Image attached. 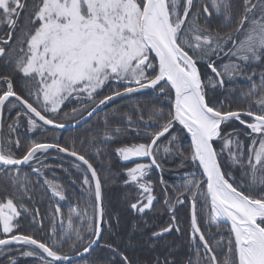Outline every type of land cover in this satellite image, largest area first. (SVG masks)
<instances>
[{
    "label": "snow or ice",
    "instance_id": "1",
    "mask_svg": "<svg viewBox=\"0 0 264 264\" xmlns=\"http://www.w3.org/2000/svg\"><path fill=\"white\" fill-rule=\"evenodd\" d=\"M193 5L194 0H32L31 4L28 0H0V23L7 25L6 33L0 35V63L11 65L27 87L26 95L19 94L13 87L12 77L0 75V81L6 85L0 92V180L6 179L22 197L27 195L29 181L27 177L21 180L18 166L40 162L44 154L55 150L86 166L90 178L83 175L82 183L89 186L93 200V213L86 222L80 220L81 226L76 227L69 215L65 227V218L61 216L56 222L63 235L57 233L54 222L49 237L51 242H48L14 231V221L21 209L25 212L27 209L13 198H7L0 202V223L6 234L0 237V253L10 251L14 245H27L31 250L24 251L23 255L35 257L41 264H75L71 252L83 256L94 250V245L99 246L96 242L100 240V225L104 220L101 177L84 154L74 147L43 141L28 145L21 156L5 150L6 144L20 146L19 139L11 138L20 116L26 118L30 130L42 126L60 129L65 124L56 116L61 114L70 98L80 101V116L91 117L115 97L151 88L167 93L174 111L158 110L149 116L157 122V128L148 143L117 149L124 161L134 157L150 160V163L137 162L127 170L129 181L142 193L131 208L138 213L153 208L155 196L144 177L153 166L161 167L156 155L164 144L161 137L169 134L166 139L171 144L177 139L171 130L180 125L191 137L189 158L198 162L206 180H190L179 191L176 203L182 204L185 199L190 202L191 239L202 245L206 264H218L211 240H217V247H220L225 238H206L198 222V196L203 198L201 214L207 206V221L215 225L217 231L222 226L228 228L229 236L223 245L227 255L223 264H264V75L260 77L261 86L250 90L248 107L243 110L222 111L210 106L207 99L208 89L222 87L225 76L243 75L250 62L264 61V0H243V11L235 25L223 34H213L207 27H201L198 16L190 17ZM200 7L208 16L213 15L211 8L216 15L229 21L235 15L231 0H210V4ZM21 13L26 16V26L18 30ZM14 33H17L15 39ZM221 53L234 58L222 70L211 59ZM200 63H207L215 78L202 79ZM121 83L123 91L113 88L114 84ZM106 86L110 90H105ZM6 106L9 110L18 109L16 120L7 125V139L3 135ZM72 111L75 115L77 110ZM232 120L249 129L246 134L252 136L246 149L236 137L235 151H229L233 163L246 166L251 191L230 182V175L221 169L220 153L214 147L216 140L222 142L221 152L233 145V139L223 135L221 127ZM110 138L105 133V139ZM163 150L168 153L170 148ZM33 171L40 173L41 169L34 166ZM45 182L53 196L65 199L59 185ZM201 182L206 190L201 189ZM165 203L168 204L167 199ZM169 211H175L172 205ZM56 212H60L59 207ZM84 215L87 217L86 211ZM175 221L173 215L169 225L154 232L153 236L162 237L173 230L179 233L181 229ZM85 231L91 236L86 238ZM65 247L69 251H65ZM112 251L115 253L116 249ZM122 259L124 264H131L127 256ZM11 264H15V260ZM164 264H169L167 258Z\"/></svg>",
    "mask_w": 264,
    "mask_h": 264
},
{
    "label": "trees",
    "instance_id": "2",
    "mask_svg": "<svg viewBox=\"0 0 264 264\" xmlns=\"http://www.w3.org/2000/svg\"><path fill=\"white\" fill-rule=\"evenodd\" d=\"M32 0H28L31 4ZM210 0H194L193 12L199 17L198 23L201 27H207L213 34L230 30L236 23L237 18L243 11V0H231L234 13L232 20L215 14L208 16L205 14L201 5ZM26 26V16L21 13L17 23V29ZM6 27L0 30V35L5 34ZM17 33L13 34L15 39ZM227 47V46H225ZM212 56L211 59L216 66L221 65L226 58ZM206 69L207 63H200ZM201 67V66H200ZM220 69V68H219ZM255 73V75H252ZM8 74L13 79L14 89L22 95H26L27 87L25 80L20 74L16 73L11 65L0 63V75ZM264 75V61L250 62L244 69V74H236V83L228 85L225 77L226 89L220 86L209 88L207 99L210 106L222 111L243 110L248 107V94L255 86H261L260 77ZM251 76V79L248 77ZM6 87L4 82L0 83V92ZM119 87L123 91V84L113 85V88ZM230 88V89H228ZM107 89V86L105 87ZM73 109H76L73 115ZM82 110L80 101L70 98L65 102L61 109V114L56 119L64 124L72 123L82 118L79 113ZM158 110L164 113L173 111V103L168 98L167 93L159 94L157 91L142 94L131 95L119 99L110 104L104 111L94 116L85 125L70 131H56L45 127H37L34 131L30 130L26 118L21 115L15 132L11 138L19 139L20 146L6 144L5 150H11L14 155L21 156L25 148L33 142H55L62 146L75 148L81 152L96 168L97 174L101 177L103 199L105 207V226L102 240L98 248L87 258L76 262L75 264H124L122 256H127L131 264H164L167 258L169 264H206V253L200 242L191 239V216L190 202L185 199L184 203H176V197L181 189H184L190 180H205L202 176V169L198 167V162L194 163L190 157V143L186 140L184 130L177 125L171 130L172 134L177 136L175 141L168 144L170 151L163 152L162 147L157 151V161L161 165V173H157L153 168L144 180L149 182L152 188V195L155 196L153 208L144 213H138L131 208V204L137 202L138 197L142 196L140 189L131 183L127 177V170L134 166L131 162H124L117 152L120 147H130L140 143H148L151 134L157 128V122L150 120L149 116ZM18 109L9 110L6 106L3 121L5 129L3 135L8 138L7 125L16 120ZM68 115L64 116L63 113ZM144 119L141 120L140 117ZM130 118V119H129ZM162 123V122H161ZM231 133L230 139H233V145L220 154L218 159L221 169L230 175V182L234 186L242 188L245 191H251L248 184H244L245 167L238 163H233L229 157L230 149H235V138L245 146L249 145L252 136L246 133L250 132L237 121L227 122ZM107 124V126H106ZM120 129L119 132L116 129ZM105 133L111 138L105 139ZM166 135L161 141L167 142ZM158 142V144L161 143ZM163 146V144H162ZM183 153V156L181 155ZM72 160L55 152H49L41 157L40 162L33 161L26 168L21 169L20 176L23 181L27 177L29 181L27 195L21 196L16 187L11 185L6 179L0 180V202L7 198H13L18 205H23L27 211L21 209V214L16 218L14 231L18 234L32 235L41 240L51 242L50 232L54 222L61 216L66 219L69 215L73 218L76 227H80V220L87 221L93 213V200L88 190L89 186L82 183L83 175L87 174L85 169ZM39 167L40 173L33 171V167ZM90 178V176H89ZM45 181H51L59 185L65 195L64 200L53 196L49 185ZM246 183V182H245ZM201 189L206 190V185L201 182ZM258 190V189H257ZM23 191V187L21 188ZM168 200V204L165 200ZM183 199V197H181ZM203 198L197 197L198 222L201 230L205 231L206 238L220 237L225 238L217 247V240H211L213 247L217 252L218 264H223V259L227 255V250L223 246L229 236L228 228L222 226L218 231L215 225L207 221V206L201 214V205ZM169 205H172L175 211H169ZM59 207L60 212H56ZM38 210V212H37ZM87 212V217L84 213ZM79 214V219L77 215ZM175 215V223L179 225L181 231L177 233L173 230L165 233L162 237L153 236L154 232H159L171 222V217ZM57 233L63 235V231L58 222L55 223ZM85 237L91 236V233L85 231ZM0 237H3L0 234ZM116 249L114 253L112 248ZM31 250L28 246H12L11 252L0 256V264H41L35 257L23 255L24 251ZM69 251L67 247L64 249ZM82 251V248H80ZM77 252H71L75 255Z\"/></svg>",
    "mask_w": 264,
    "mask_h": 264
},
{
    "label": "water",
    "instance_id": "3",
    "mask_svg": "<svg viewBox=\"0 0 264 264\" xmlns=\"http://www.w3.org/2000/svg\"><path fill=\"white\" fill-rule=\"evenodd\" d=\"M214 74V73H213ZM215 75V74H214ZM2 81H0L1 83ZM224 86V85H223ZM222 86V87H223ZM153 91H156L154 89H141L137 92H134V93H125L121 96H118V97H115L113 100L109 101L106 105H103L101 106V108L97 109V111L95 113H93V115L91 117H88L87 115L83 116L82 118L78 119L77 121L75 122H72V123H68V124H65V127L64 128H60V129H56V128H53L52 126H43L47 129H50V130H56V131H70V130H74V129H77L83 125H85L86 123H88L94 116H96L97 114H99L101 111H103L108 105H110L111 103L119 100V99H122V98H125V97H128V96H131V95H135V94H142V93H147V92H153ZM159 94H163V93H160ZM173 111H174V106H173ZM245 119H248L247 117H245ZM232 121H235V120H232ZM238 122V121H237ZM40 124H42V122H39ZM180 126V125H179ZM223 126V124H222ZM221 126V127H222ZM182 128V126H180ZM184 132L189 136V141L191 142V137L190 135L187 133L186 130H184ZM168 135V134H166ZM164 137H161V139H163ZM217 141V140H216ZM214 141V143L216 142ZM159 142V141H158ZM157 142V143H158ZM49 152H55L57 153L55 150H49ZM70 160H72L73 162L77 163L78 165H80L81 167H83L85 170H86V166H84L82 164V162L80 161H76L74 157H71V156H68L66 153H58ZM148 161L150 163V160L149 158L147 157H143V158H136V159H133L132 161L130 162H140V161ZM28 165H21V166H18L20 169H23V168H26ZM153 169L157 172V173H161V168H156L155 166H153ZM203 171V170H202ZM89 176H90V173H88ZM205 180H206V177H205ZM102 206L104 208V220H103V223L100 225L101 227V233H100V240H98L96 243L97 245H100L101 243V240H102V236H103V232H104V226H105V207H104V199H103V190H102ZM190 216H191V208H190ZM0 232H1V235L2 236H5L6 234L3 233L2 231V223H0ZM14 246H27V245H14ZM30 247V246H28ZM98 247L94 245V250L92 251H89L87 253H84L83 256L81 255H78V254H75V255H72L74 257V260H75V263L76 262H79L87 257H89Z\"/></svg>",
    "mask_w": 264,
    "mask_h": 264
},
{
    "label": "rangeland",
    "instance_id": "4",
    "mask_svg": "<svg viewBox=\"0 0 264 264\" xmlns=\"http://www.w3.org/2000/svg\"><path fill=\"white\" fill-rule=\"evenodd\" d=\"M19 21V20H18ZM3 27H6L7 28V25H6V23H0V30L3 28ZM225 56V58H226V61H224L221 65H218V67L222 70L223 69V66L225 65V64H227V63H229V61L230 60H234V58L233 57H230V56H228V55H223V56H220V58H223ZM199 66V68H200V66L202 67V65L201 64H199L198 65ZM203 70H205V71H203L202 73H203V79H206V78H208V77H212V78H215V76H214V74L211 72V69H209L208 67H206V69H204L203 68ZM201 71V70H200ZM227 79H229L230 80V78H228L227 76H225ZM236 79H237V77H236ZM226 81H228V80H226ZM234 82L235 81H228V85L230 86V85H232V84H234ZM228 89H230V88H228ZM112 104V103H111ZM109 106V105H108ZM107 106V107H108ZM106 107V108H107ZM105 108V109H106ZM104 109V110H105ZM103 110V111H104ZM102 112V111H101ZM85 116V115H84ZM31 131H34V130H31ZM185 135H186V140L190 143V145H191V142L189 141V136L185 133ZM161 147H162V149H164V147H168V142H165L164 144H163V146L161 145ZM231 147V146H230ZM229 149V148H228ZM227 151V150H226ZM233 151H235V149L233 150ZM163 152H164V150H163ZM136 158H138V157H134V158H131V159H129L128 161H124L122 158V160L124 161V162H130V161H132L133 159H136ZM141 163H149L148 161H140ZM131 163H133L134 164V166H135V164L137 163V162H131ZM198 164V163H197ZM133 166V167H134ZM153 168V167H152ZM202 169V168H201ZM246 182V183H245ZM244 184H248V179H246L245 178V180H244ZM1 234V233H0ZM11 252V250L10 251H7V252H5V253H0V256H2V255H5L6 253H10Z\"/></svg>",
    "mask_w": 264,
    "mask_h": 264
},
{
    "label": "flooded vegetation",
    "instance_id": "5",
    "mask_svg": "<svg viewBox=\"0 0 264 264\" xmlns=\"http://www.w3.org/2000/svg\"><path fill=\"white\" fill-rule=\"evenodd\" d=\"M224 58V57H223ZM218 61V59L215 61V63ZM218 67V66H217ZM219 68V67H218ZM200 72H201V76H202V79H203V71L205 70H202V67H200ZM228 81H235L234 84L236 83V78L235 76L233 75L230 80L227 79ZM227 81V82H228ZM222 89H226L227 88V84L224 83V86L221 87ZM228 123H225L223 124L222 126V129L224 130V132L222 133L223 135H225L227 138H230L231 136L229 134H231L234 130H229V126L227 125ZM244 127V126H243ZM249 130V129H248ZM250 131V130H249ZM230 136V137H229ZM214 147L217 149V152L220 153V154H223V152L225 153V151L228 149V148H223V151L221 152V149H222V142L220 140H217L215 143H214Z\"/></svg>",
    "mask_w": 264,
    "mask_h": 264
}]
</instances>
